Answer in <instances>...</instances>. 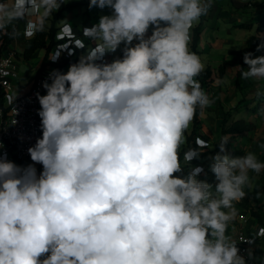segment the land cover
Instances as JSON below:
<instances>
[{"label":"clouds","instance_id":"1","mask_svg":"<svg viewBox=\"0 0 264 264\" xmlns=\"http://www.w3.org/2000/svg\"><path fill=\"white\" fill-rule=\"evenodd\" d=\"M64 3L0 0V33L15 38L23 21L32 38ZM212 6L213 0H89L90 9L112 13L84 29L94 47L66 73L53 70L51 83H42L46 95L36 94L42 136L27 150L33 164L0 156V264H245L226 232L249 173L264 171V162L251 151L226 154L228 136L211 157L215 186L197 178L199 167L182 174L180 162L197 108L210 104L197 79L205 65L189 45ZM122 44V57L96 62ZM243 60L242 79L264 80V55L247 52ZM254 95L264 97V90ZM16 98L17 91L8 103ZM201 153L188 149L184 162ZM34 164L43 166L39 175Z\"/></svg>","mask_w":264,"mask_h":264},{"label":"crops","instance_id":"2","mask_svg":"<svg viewBox=\"0 0 264 264\" xmlns=\"http://www.w3.org/2000/svg\"><path fill=\"white\" fill-rule=\"evenodd\" d=\"M67 3L78 2V5L70 10H66L63 14V17L56 21V39L57 33L60 30V26L62 25L61 21L69 22L74 31L81 36L87 43L86 47L79 50L78 54L71 59L62 60L59 63L58 69L62 73H66L71 64L77 63L81 56L85 55L87 50L91 47H94V42L89 39L84 34V29L91 27L92 25L99 22V18L103 15H111L112 10L110 8L105 7L104 9H100L98 7L89 8V0H65ZM57 12V11H56ZM54 12V13H56ZM53 13V15H54ZM53 16L49 18L47 22V26L45 30L49 29L52 24ZM264 19V0H213V6L209 10L206 16H203L200 19V22L196 24L191 30V41H190V50L192 51V39L194 30L197 27H201L202 33L198 45L199 53L198 55L201 58L202 63L205 65V68L211 66L214 70V80L207 84H201L202 89L205 93L210 97L215 94L223 95L221 90H217L212 92V88L215 87V81L220 79L218 67L220 64H225L226 73L224 77L221 79H234L237 70L240 67V56L247 51L249 39L253 35L259 34L261 38L264 40V32L258 33L257 27L258 24ZM24 27L25 24L23 21H20L16 24V29L19 32V35L14 38L9 49L16 52L19 58V76L13 80V88L11 95L17 91V97L24 95L29 92L32 87V84L35 80V77L40 73L44 67L47 65L49 61V57L52 53V46L48 57L47 63L42 67L43 61L46 55V48L40 47L38 48L30 58H26L24 56L25 49L32 43V40H28L24 35ZM149 35L151 34V29L149 30ZM123 44L120 48L117 49L115 53H106L102 59L97 60V63H110L115 58L122 57L123 53L121 49L123 48ZM256 51L254 55L257 53ZM254 57V56H253ZM34 58H38L36 64L33 63ZM41 68V70H40ZM253 79H248L251 82ZM247 81V80H246ZM215 107V105H212ZM209 105L202 109V113L200 115L201 125H206L205 123L213 124V118L208 115L209 111H207ZM243 118V117H240ZM238 119V118H237ZM193 122V121H192ZM213 122V123H212ZM216 122V121H215ZM200 125V127H201ZM201 129L197 130L195 134L196 137H201L205 140H209L207 135L203 132L201 134ZM192 141V140H191ZM195 144V140L193 141ZM196 148V147H195ZM201 150L198 162L192 164L194 167L197 164H202L205 154V150L207 151V147L196 148ZM207 157V156H206ZM208 158V157H207ZM182 161H184L182 156ZM191 168V167H190ZM189 170H187L186 174ZM177 174V175H182ZM207 173L203 172L201 175H198V179L204 180L205 175ZM210 181L213 182V186H215L218 181L215 177H211ZM257 229V228H256ZM255 229V230H256ZM254 233V232H253ZM235 232L231 239H234ZM263 240V237L260 238L257 243L254 245V253L258 257L259 260L264 259L263 252L260 251V241Z\"/></svg>","mask_w":264,"mask_h":264},{"label":"built area","instance_id":"3","mask_svg":"<svg viewBox=\"0 0 264 264\" xmlns=\"http://www.w3.org/2000/svg\"><path fill=\"white\" fill-rule=\"evenodd\" d=\"M36 35L32 38H25L33 40ZM57 40L58 42L52 49L47 65L35 77L29 92L17 97L14 105H10L6 98L12 91L13 80L19 76V58L16 52L12 50L0 51V145H2L0 156L6 154L8 160L14 161L16 165L21 167L33 164L27 150L42 136L41 120L37 114L40 104L36 94L46 95V89L42 87V83L46 80L51 83V80L48 79L49 74L53 70H59V63L62 60L73 58L79 50L87 45L86 41L74 31L72 26L69 31L65 32L62 30L61 25L57 33ZM54 56L55 60H52L51 58ZM196 140L199 146L209 145V142L201 137H197ZM192 149L196 148L192 147ZM34 167L37 170V175L43 170L41 164H34ZM194 167L202 169L199 175L205 169L202 164H197ZM238 221L235 237L232 240L237 242L239 254L244 257L245 264H260L253 248L257 241L264 237L257 236V233L264 229V225L259 226L253 233L247 229L248 214L241 213ZM254 238L255 241L251 244L244 242ZM249 253H251V256H249Z\"/></svg>","mask_w":264,"mask_h":264},{"label":"rangeland","instance_id":"4","mask_svg":"<svg viewBox=\"0 0 264 264\" xmlns=\"http://www.w3.org/2000/svg\"><path fill=\"white\" fill-rule=\"evenodd\" d=\"M264 55V48L258 51L254 57ZM38 58H34L33 63L36 64ZM225 83L220 85H216L212 88V92L217 90H221L223 95L215 94L214 96H210V104L207 111H209L208 115H210L214 123L206 125H201V134L202 132L207 135L209 142L207 147V151L205 150L203 160L204 163V171L207 174L205 175V181L210 184H213L210 181L211 177H215V175L211 172L209 165L211 164V157L215 156L219 151V143L223 139L222 136V125L225 117L227 120L225 122V126H229L235 119L243 117L247 121H251L254 124V127L243 134H239L235 137H230V135H226L229 137V142L226 145V154H229L233 157H239L245 155L246 152H254L259 160L264 162L263 154L264 147H261L264 144V118L259 115V111L261 108H264V99L263 97L257 99L254 95L256 89L260 87L264 90V80L256 81H241V86L237 87L234 79H224ZM13 92V91H11ZM11 92L8 96L11 95ZM7 96V98H8ZM6 101L8 102V99ZM212 105H215L212 106ZM216 121V122H215ZM193 128V122L189 126V128L185 132V142L181 145L180 148V162L182 167L184 168L185 173L190 169L192 164H195L200 159H196L195 161H191V164H186L182 161V156L185 151L192 147L203 148L197 144L196 135L192 138V141L187 140V136L191 133ZM195 140V144L193 141ZM208 158H207V157ZM202 172V173H203ZM201 173V174H202ZM200 174V175H201ZM250 187L245 188L246 196L245 198L235 205L237 210V218L235 221L229 224L226 235L229 237H233L234 232L236 233V228L239 223V215L241 213H246L249 216L247 229L250 232H255L256 228L261 225H264V171H261L259 174L250 172ZM260 251L263 252L264 255V237L263 240L260 241ZM260 264H264V259L260 260Z\"/></svg>","mask_w":264,"mask_h":264},{"label":"trees","instance_id":"5","mask_svg":"<svg viewBox=\"0 0 264 264\" xmlns=\"http://www.w3.org/2000/svg\"><path fill=\"white\" fill-rule=\"evenodd\" d=\"M77 5H78V2H74V3H67L66 2V3L62 4L60 9L56 13H54L53 19H52V24L49 27V29L44 30L43 32L37 33L36 37L32 40V43L25 49L24 56L26 58H30L32 56V54L38 48H40V47L46 48V50H47L46 55H45V58L43 61V65L41 67V68H43V66H45L47 63V57H48V54H49L52 46H54L58 42V40L56 39V30H57L56 25H55L56 21L63 17V14L66 10H70ZM257 30H258V33L264 32V19L258 24ZM9 31H11V29H9ZM201 33H202L201 27H197L194 30L192 44H191L192 51L197 53V54L199 53L198 45H199ZM13 40H14V38L10 37L8 34L0 33V51L10 50L9 47H10ZM261 44H264V40L261 38V36L259 34L251 36L249 39L247 51L245 53L250 52L254 56V53L257 51L258 45H261ZM244 54H242L240 56V59H239L240 60V68L237 70V72L235 74L234 82H235L237 87L241 86L240 85L241 81H246L245 79H242L240 76L241 68L247 69V67H248L244 63V60H243ZM41 68H40V70H41ZM225 68H226L225 64H220L218 67V72H219L218 77L220 79H222L226 73ZM213 74H214V70L212 69L211 66H208L207 68H205V71L202 72L199 77H197V79L199 80V82L201 84L205 83L208 85L209 83H211L214 80ZM263 99H264V97H263ZM201 113H202V109L197 108V113H196V116L193 120L192 131L187 136L188 141L192 140V138L197 133V130L200 128V125H201L200 115H201ZM226 120H227V117H225L223 125H222V136L230 135V137H235L239 134H243V133L250 131L254 127L253 122L247 121L245 118L235 119L228 127L225 126ZM263 158H264V154H263ZM12 162H14V161H12Z\"/></svg>","mask_w":264,"mask_h":264}]
</instances>
